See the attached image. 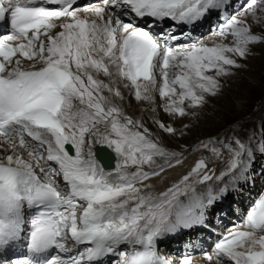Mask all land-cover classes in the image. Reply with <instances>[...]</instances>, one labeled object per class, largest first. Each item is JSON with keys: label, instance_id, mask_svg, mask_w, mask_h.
<instances>
[{"label": "snow or ice", "instance_id": "obj_1", "mask_svg": "<svg viewBox=\"0 0 264 264\" xmlns=\"http://www.w3.org/2000/svg\"><path fill=\"white\" fill-rule=\"evenodd\" d=\"M0 22V264H173L162 241L211 229L264 177V116L165 143L264 44V0H0ZM206 22L210 44L193 35ZM157 93L167 122L143 115ZM211 248L208 264H264V192Z\"/></svg>", "mask_w": 264, "mask_h": 264}, {"label": "rangeland", "instance_id": "obj_2", "mask_svg": "<svg viewBox=\"0 0 264 264\" xmlns=\"http://www.w3.org/2000/svg\"><path fill=\"white\" fill-rule=\"evenodd\" d=\"M255 31L258 32L259 29ZM206 33L211 35L210 31ZM242 63L245 64L244 68L236 70L234 76L223 81L225 86L221 94L207 98V104L198 110V117H185L183 121L177 123V127L180 123L193 125L189 135L181 141L165 137V143L170 147H175L177 143L192 144L197 138L217 133L235 121H245L248 118L258 123L264 116L262 115L264 113V44L253 47L252 54ZM127 103L129 107L124 110L129 111L135 117V113L138 112L134 110V102ZM138 108L141 111L142 107H136ZM155 113L161 120L168 121V117L159 109ZM226 218L230 220L229 215Z\"/></svg>", "mask_w": 264, "mask_h": 264}, {"label": "bare ground", "instance_id": "obj_3", "mask_svg": "<svg viewBox=\"0 0 264 264\" xmlns=\"http://www.w3.org/2000/svg\"><path fill=\"white\" fill-rule=\"evenodd\" d=\"M96 2L97 1H94L92 3H96ZM81 14H83V12H81ZM210 25L211 24L208 22L205 26H209L210 27ZM205 28H207V27H205ZM203 30L204 29H202V28L197 29L196 32L193 34L194 38H198L199 37V39H201L202 43L210 44L214 38H213L212 35H209V33L205 34V32H203ZM209 30H210V32L213 31L212 29H209ZM239 73H240V71H239ZM101 78L103 79V77H101ZM115 87L119 88V90L124 95V99L121 102H119V99H114V102L116 104H118L120 107H122L123 109H125V108L129 107V104L127 102L133 101L134 105H135V109L134 110H136V112H138V113H135V117L132 116V113H130L129 111H125V110L124 111L128 115L132 116L133 118L140 117L142 115V113H141V111H139L140 109L139 108L136 109V107L140 106L143 109V108H147L148 105L146 103L136 102L134 99H132L130 97L128 89L124 88L122 84H117V85H115ZM160 102L161 101H160V98H159L158 93H157L156 94V104L154 105V107L156 108V111H158V109L160 110V108H159ZM143 115L144 116H153V115H156V113L145 112V113H143ZM197 156H198V153H190V154L187 155V158L183 161V163L181 165H178V166H176L173 169H169L167 171V177L168 178H167V181L165 183L161 184V183H158L155 180H153V183L155 184L156 190H158V191L159 190H164V188H166L174 180H176L179 177L180 174L186 172L188 170L189 166L197 158ZM256 163H257V161H256ZM261 163L262 162L259 161L258 164L255 166L257 172H259V169H260L259 165H261ZM262 180H264V177H258L257 180H256L255 185L251 186L245 192L244 196L239 199L238 202H233L232 200L226 201V204L223 207L229 209V211L231 213L230 215L233 217L229 221H232V222H235V223H239L238 215H235V214L239 213L244 208V206L247 204L246 200H248L250 198V196H252L256 192V189L260 185V182ZM223 215H224V211L217 213V215H216L217 217L215 216L214 218H212V221L216 222V223H220L222 226L226 225L227 223L223 222L224 221L223 220ZM230 226H231L230 224H227L226 230ZM189 237H190L189 239H186L185 237H183V238L177 237V239L175 238L174 240H172L170 242V244L166 246L165 258H167L170 261H172L173 264H177L178 262L180 263V260L184 256H189L191 258V264H208V261L206 260V258L204 256V253L205 252L211 253V251H212L211 245H212V242L214 241L213 233L211 231L197 230L196 232L193 233L192 236L190 235ZM194 238H195V241H194ZM207 240H208V244L209 245H207V242H206ZM192 241H194V242L192 243ZM185 242H189L188 243V247L189 248L191 247V249H189V250L188 249L187 250L183 249L182 245ZM194 248L196 249L195 251H194ZM198 249H199V251H197ZM202 249H206V250L202 251Z\"/></svg>", "mask_w": 264, "mask_h": 264}]
</instances>
